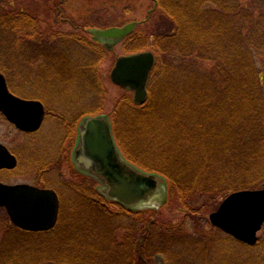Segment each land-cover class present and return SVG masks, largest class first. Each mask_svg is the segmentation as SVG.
I'll return each mask as SVG.
<instances>
[{"label":"trees","instance_id":"obj_1","mask_svg":"<svg viewBox=\"0 0 264 264\" xmlns=\"http://www.w3.org/2000/svg\"><path fill=\"white\" fill-rule=\"evenodd\" d=\"M154 7L152 42L137 27L122 43L126 54L156 55L148 98L136 104L124 90L111 119L125 158L162 175L164 204L192 216L201 198L216 209L231 192L264 188V0H154ZM110 53L90 29L45 32L37 14L0 0V72L14 93L45 104L71 146L78 123L104 113L100 65ZM26 151L43 172L39 183L58 192L60 217L49 231L27 232L0 209V264H155L159 255L165 264H191L189 255L207 243L205 235L192 241L181 225L163 223L155 208L107 199L73 163L72 178L63 179L43 159L46 147L33 143ZM247 249L264 264V237Z\"/></svg>","mask_w":264,"mask_h":264},{"label":"water","instance_id":"obj_2","mask_svg":"<svg viewBox=\"0 0 264 264\" xmlns=\"http://www.w3.org/2000/svg\"><path fill=\"white\" fill-rule=\"evenodd\" d=\"M139 23L135 21L121 27L95 29L93 35L113 50ZM155 63L152 51L119 56L110 79L113 84L130 90L135 103L142 104L148 97V84ZM0 112L24 132L39 130L46 116L41 101L14 95L1 72ZM73 160L81 173L100 182L99 191L103 195L130 209L148 207L154 200L166 199V179L160 174L146 172L125 159L116 143L108 115L87 116L80 122ZM17 165V157L0 143V170H12ZM0 208L6 209L16 227L44 232L53 229L59 220L60 199L57 192L50 188L0 182ZM209 219L214 227L235 240L256 245L264 226V189L231 193L209 215Z\"/></svg>","mask_w":264,"mask_h":264},{"label":"rangeland","instance_id":"obj_3","mask_svg":"<svg viewBox=\"0 0 264 264\" xmlns=\"http://www.w3.org/2000/svg\"><path fill=\"white\" fill-rule=\"evenodd\" d=\"M57 1L60 0L49 2L44 0H17V4L37 14L41 29L45 32L79 31L87 35L89 29L124 26L136 21L141 23L138 26L141 31L140 34L143 37L145 36L151 43L153 40L152 31L155 30L159 22L157 20L158 16L148 22H143L149 19V12L154 8V0H66L62 4L57 3ZM247 2H250V0H247ZM122 55H127L126 47L120 44L100 65L104 85L108 91L104 113L110 115L111 118L116 103L124 90L112 83L110 73L116 59ZM258 66L264 82L263 58L258 59ZM26 88L27 85H25ZM0 142L7 145L11 151L13 150L12 152L18 153L20 159L18 169L13 171L7 178L0 177V181L9 184L27 183L44 186L38 181L43 175L41 168H33L32 160L26 151V146L33 143L46 147L47 154L43 159L46 158V163L51 161L54 164V169L60 172L63 179L72 178L71 154L73 146H71L70 140L65 138L63 126L54 119L47 118L40 131L32 135H26L0 114ZM210 204V200L199 199L196 203V207L199 209L198 213L192 216L181 205L177 203L164 204L163 199L154 200L151 203V208L157 209L159 215L156 218L160 217L163 223L170 226L181 225L183 227L181 228V234L186 235L187 239L197 241L201 239L202 235L207 236H203V238L208 245L201 242L195 255H189L191 264H200L201 262H206V264H231L233 261L237 264H247L249 261L254 264H262L256 259L255 253L247 249L255 246H248L234 241L231 237L212 226L209 215L217 208L210 209L208 207ZM214 237L222 240L213 241ZM263 237L264 231L262 230L259 234V240H262ZM183 239L185 240V238ZM225 239H228V241H225ZM229 239H232L233 243L229 242ZM189 246L181 245V247ZM205 247L208 248V252H203ZM155 264H165L164 257L162 255L157 256Z\"/></svg>","mask_w":264,"mask_h":264},{"label":"bare ground","instance_id":"obj_4","mask_svg":"<svg viewBox=\"0 0 264 264\" xmlns=\"http://www.w3.org/2000/svg\"><path fill=\"white\" fill-rule=\"evenodd\" d=\"M154 70V69H153ZM153 72V71H152ZM152 74V73H151ZM151 77V76H150ZM7 81H8V79H7ZM150 81V80H149ZM149 85V84H148ZM148 98V97H147ZM103 115H108V114H106V113H102ZM110 116V115H109Z\"/></svg>","mask_w":264,"mask_h":264}]
</instances>
